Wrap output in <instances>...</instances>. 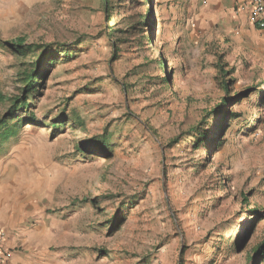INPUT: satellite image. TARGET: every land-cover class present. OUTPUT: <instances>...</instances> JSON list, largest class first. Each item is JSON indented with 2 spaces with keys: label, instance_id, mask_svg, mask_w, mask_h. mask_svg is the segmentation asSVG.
<instances>
[{
  "label": "rangeland",
  "instance_id": "1",
  "mask_svg": "<svg viewBox=\"0 0 264 264\" xmlns=\"http://www.w3.org/2000/svg\"><path fill=\"white\" fill-rule=\"evenodd\" d=\"M243 1L0 0V213L20 212V256L264 264V31ZM17 38L55 53L28 111Z\"/></svg>",
  "mask_w": 264,
  "mask_h": 264
},
{
  "label": "trees",
  "instance_id": "2",
  "mask_svg": "<svg viewBox=\"0 0 264 264\" xmlns=\"http://www.w3.org/2000/svg\"><path fill=\"white\" fill-rule=\"evenodd\" d=\"M152 13V11H151ZM146 24V23H145ZM144 25V24H143ZM11 47L12 52L15 56L22 58V60H27V58L33 57L34 61H29V69H26L18 74L19 82L21 83V89H22V95L21 97L15 98L14 101H12V106L15 110H26L28 111L29 108V95L35 94L38 91L39 87H42V83H40V80L43 78L44 69L51 68L52 64H54L55 60L51 57L55 53L43 50V47L33 45V44H27L24 38H17L12 43L9 44ZM37 52H41L39 55H35ZM50 57L52 59H50ZM46 59H48L47 63ZM218 68L222 76L225 78L228 75V72L225 70V65L222 64L221 60L218 61ZM224 90L228 91V82L224 81L223 84ZM248 92V90H247ZM246 93V92H245ZM263 100H264V94H263ZM227 101V100H226ZM220 110V107L218 108L216 113ZM28 120L30 122H35V119L33 116L29 117ZM58 121H55L54 124H56ZM75 122H78L75 120ZM52 129H56L57 126L54 125L51 127ZM195 134V141L192 142V146H194L196 149H199L201 147H206L207 151L210 147V142H208V131L205 129H196ZM190 136V135H189ZM101 148L105 151L110 149V144H108L106 141H102V143L99 144ZM253 260L254 259H264V243L258 247L253 254Z\"/></svg>",
  "mask_w": 264,
  "mask_h": 264
},
{
  "label": "crops",
  "instance_id": "3",
  "mask_svg": "<svg viewBox=\"0 0 264 264\" xmlns=\"http://www.w3.org/2000/svg\"><path fill=\"white\" fill-rule=\"evenodd\" d=\"M245 1H243V3ZM245 16L247 19L248 31L253 32L254 30H257L250 24L247 13ZM232 27L240 30L245 27V22L243 19L241 21L234 20V22L232 23ZM259 31L262 32L261 30ZM1 180L2 179L0 178V186L2 187L4 184ZM0 226L3 227L9 234L8 247L10 249H15L12 250V255L8 264H36L33 257L31 256V253L25 256H20V212L14 213L12 210L2 211L0 213Z\"/></svg>",
  "mask_w": 264,
  "mask_h": 264
},
{
  "label": "built area",
  "instance_id": "4",
  "mask_svg": "<svg viewBox=\"0 0 264 264\" xmlns=\"http://www.w3.org/2000/svg\"><path fill=\"white\" fill-rule=\"evenodd\" d=\"M246 11L250 24L264 31V0H246L239 5L238 12ZM9 234L0 226V264H8L12 250L8 247Z\"/></svg>",
  "mask_w": 264,
  "mask_h": 264
}]
</instances>
